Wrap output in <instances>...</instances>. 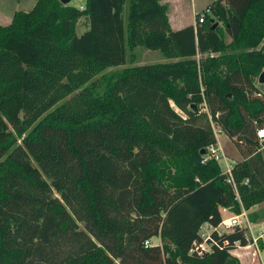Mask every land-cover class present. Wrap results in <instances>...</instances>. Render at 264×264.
Here are the masks:
<instances>
[{
    "label": "trees",
    "instance_id": "1",
    "mask_svg": "<svg viewBox=\"0 0 264 264\" xmlns=\"http://www.w3.org/2000/svg\"><path fill=\"white\" fill-rule=\"evenodd\" d=\"M164 1L36 0L0 25V264H239L246 229L219 226L264 203V0L177 30Z\"/></svg>",
    "mask_w": 264,
    "mask_h": 264
},
{
    "label": "rangeland",
    "instance_id": "2",
    "mask_svg": "<svg viewBox=\"0 0 264 264\" xmlns=\"http://www.w3.org/2000/svg\"><path fill=\"white\" fill-rule=\"evenodd\" d=\"M214 1L216 0H180L178 3H173V6L169 10L171 29L176 30L191 25L192 23H195V15L198 13H202L207 8V6L212 4ZM35 3L36 0H0V25H9L15 12H28L34 7ZM69 4L78 7L79 3L77 0H71ZM85 30L86 27L83 25L82 19L80 23L76 26V34L80 35ZM170 61L171 60L163 58L160 52L158 51L143 50L140 51V53L138 52L136 54V56L134 57L133 65L137 63H168ZM125 67L126 65L106 68L102 72H100L97 77H100L101 75H108L110 73L119 72ZM255 83L257 85H260L257 83V80L255 81ZM212 124L213 131L215 132L219 146H221V152L224 157L221 158L218 163L221 170L225 171V162L229 164V166H232L231 161L239 160V153L235 145L231 142V140L224 133L220 132V128L216 124ZM228 229L229 228H220V231L225 232L228 231ZM255 230L256 229L252 231L253 234L256 233ZM210 231L211 228L208 225L205 224L202 226L200 234L204 238V240L209 236ZM151 243H158V240L154 238L151 240ZM203 247L208 249V246L206 244H204Z\"/></svg>",
    "mask_w": 264,
    "mask_h": 264
},
{
    "label": "crops",
    "instance_id": "3",
    "mask_svg": "<svg viewBox=\"0 0 264 264\" xmlns=\"http://www.w3.org/2000/svg\"><path fill=\"white\" fill-rule=\"evenodd\" d=\"M78 1V6L81 7L84 4V0H77ZM180 0H165L164 3L167 4V13H168V19H169V24H170V16H169V10L170 8L173 6V3H178ZM195 23H192L191 25H194ZM171 27V26H170ZM181 29V28H180ZM174 30V29H173ZM177 30V29H176ZM262 46L264 48V39L262 42ZM264 70V69H263ZM221 132V131H220ZM217 141V138H216ZM217 147H219L221 149V146H219V143L217 141ZM239 153V152H238ZM239 160L237 161H231L232 163L234 162H239L241 160H243L242 156L238 155ZM248 218H249V222L251 224V230L253 231L255 230V234L253 235H257L259 232H263V236L262 238L258 241L257 247H254L250 244H248L247 246L244 247H236L235 249L230 251V254L236 258L239 262V264H261L264 263V203L252 206L249 210L245 211ZM233 214L230 211H226L224 213H222V218L226 219V218H230ZM222 228H229L228 224H224V225H220L219 229ZM248 234V232H247ZM250 232L248 234V237L250 236ZM250 238V237H249Z\"/></svg>",
    "mask_w": 264,
    "mask_h": 264
},
{
    "label": "built area",
    "instance_id": "4",
    "mask_svg": "<svg viewBox=\"0 0 264 264\" xmlns=\"http://www.w3.org/2000/svg\"><path fill=\"white\" fill-rule=\"evenodd\" d=\"M80 9L82 7H79ZM199 23L202 22L201 19L198 20ZM259 136H262V131L259 133ZM208 152H210L213 156V158H215V160L217 162H219V160L221 158H224L223 155H222V152H221V149L219 147H210L208 148ZM226 164V170L223 171V173H225L227 176H228V182H232V178H231V166H229V164ZM228 211L227 209L223 208L221 209V213H224ZM228 224V227L230 228L231 226H240L241 228H244L246 229L247 232H250V245L254 246V247H257L258 245V241L262 238L263 236V232H259L256 236L252 234V230H251V224L249 222V218L246 214L245 211H242V213L240 215H232L230 218H226V219H223L222 218V223L221 225H224V224ZM149 242H145V245H148ZM204 245H199V248L197 249H201V250H206V248L203 247ZM261 264H264V263H261Z\"/></svg>",
    "mask_w": 264,
    "mask_h": 264
},
{
    "label": "water",
    "instance_id": "5",
    "mask_svg": "<svg viewBox=\"0 0 264 264\" xmlns=\"http://www.w3.org/2000/svg\"><path fill=\"white\" fill-rule=\"evenodd\" d=\"M58 1L61 2L64 5H66L71 0H58ZM211 22L214 23L212 27L215 28L217 26V23L214 22V20H211ZM257 83L264 86V70H262L261 73L258 75V77H257ZM201 153H203V151H201Z\"/></svg>",
    "mask_w": 264,
    "mask_h": 264
}]
</instances>
